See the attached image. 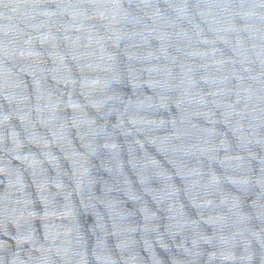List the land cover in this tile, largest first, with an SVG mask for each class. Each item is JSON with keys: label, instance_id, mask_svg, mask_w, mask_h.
I'll use <instances>...</instances> for the list:
<instances>
[{"label": "water", "instance_id": "obj_1", "mask_svg": "<svg viewBox=\"0 0 264 264\" xmlns=\"http://www.w3.org/2000/svg\"><path fill=\"white\" fill-rule=\"evenodd\" d=\"M0 264H264V0H0Z\"/></svg>", "mask_w": 264, "mask_h": 264}]
</instances>
